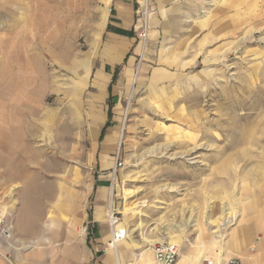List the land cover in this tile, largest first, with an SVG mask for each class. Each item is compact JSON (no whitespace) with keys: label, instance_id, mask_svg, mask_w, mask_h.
<instances>
[{"label":"rangeland","instance_id":"obj_1","mask_svg":"<svg viewBox=\"0 0 264 264\" xmlns=\"http://www.w3.org/2000/svg\"><path fill=\"white\" fill-rule=\"evenodd\" d=\"M113 14L110 0H0V218L14 234L23 193L90 188L114 166L117 245L220 260L264 169V0H140L117 105Z\"/></svg>","mask_w":264,"mask_h":264},{"label":"crops","instance_id":"obj_2","mask_svg":"<svg viewBox=\"0 0 264 264\" xmlns=\"http://www.w3.org/2000/svg\"><path fill=\"white\" fill-rule=\"evenodd\" d=\"M110 1L115 14L110 15L111 20L108 21L113 31L109 32L106 50L111 62L116 59L127 60L128 63L118 73V86L120 80L129 81L134 71L132 57L127 55L134 46V53L139 47L134 27L140 0ZM111 83L107 90L108 100L110 98L113 105H117L122 87L113 85L111 94ZM115 133H109V137ZM106 140L110 142V139ZM113 151V148L105 146L103 157H111ZM98 166L102 168V161ZM113 168L107 174L96 176L90 188L74 190L66 195L59 192L61 188L51 195L23 193L14 217L16 249L10 259L0 256V264H117L118 261L120 264H155L152 248L140 249L139 244L129 242L107 248L112 238L108 216L114 209L112 194L116 172ZM251 175L258 182L248 178L252 182L242 187V216L223 242L227 256L221 258L233 257L228 259L230 261L235 257L240 264H264V169L255 170ZM211 246L215 250L220 249V242L215 240ZM221 255L217 250L216 256ZM221 258L213 260L220 264L228 261ZM196 262L185 255L177 264Z\"/></svg>","mask_w":264,"mask_h":264},{"label":"built area","instance_id":"obj_3","mask_svg":"<svg viewBox=\"0 0 264 264\" xmlns=\"http://www.w3.org/2000/svg\"><path fill=\"white\" fill-rule=\"evenodd\" d=\"M146 12H143V14ZM145 31V29H144ZM140 39L144 38V33L138 35ZM109 224L112 227V238L109 241L107 248L111 245L118 244L127 237V229L121 228V218L115 212L109 213ZM12 226L4 219L0 218V256L5 259H10L12 253L16 249V241L13 236ZM116 248V247H115ZM155 264H177L179 259L180 248L177 243L161 241L152 246ZM107 249L105 250V252ZM117 264H120L118 261ZM201 264H220L214 262L213 259H203ZM223 264H240L237 259H232Z\"/></svg>","mask_w":264,"mask_h":264},{"label":"trees","instance_id":"obj_4","mask_svg":"<svg viewBox=\"0 0 264 264\" xmlns=\"http://www.w3.org/2000/svg\"><path fill=\"white\" fill-rule=\"evenodd\" d=\"M117 75H118V74H117V72H116L114 78H116ZM111 87H112V83H111V85H110V87H109L110 90H111ZM109 116L111 117V112H110Z\"/></svg>","mask_w":264,"mask_h":264},{"label":"bare ground","instance_id":"obj_5","mask_svg":"<svg viewBox=\"0 0 264 264\" xmlns=\"http://www.w3.org/2000/svg\"><path fill=\"white\" fill-rule=\"evenodd\" d=\"M115 246V244H113Z\"/></svg>","mask_w":264,"mask_h":264}]
</instances>
